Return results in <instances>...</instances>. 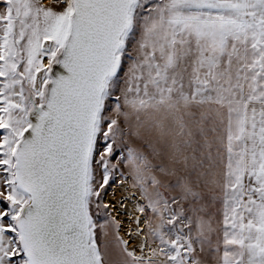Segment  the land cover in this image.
Here are the masks:
<instances>
[{"label": "snow or ice", "instance_id": "6c2138e0", "mask_svg": "<svg viewBox=\"0 0 264 264\" xmlns=\"http://www.w3.org/2000/svg\"><path fill=\"white\" fill-rule=\"evenodd\" d=\"M0 264H264V0H0Z\"/></svg>", "mask_w": 264, "mask_h": 264}]
</instances>
